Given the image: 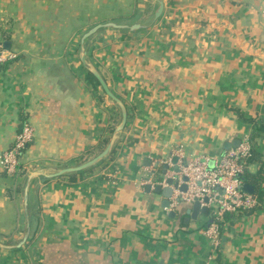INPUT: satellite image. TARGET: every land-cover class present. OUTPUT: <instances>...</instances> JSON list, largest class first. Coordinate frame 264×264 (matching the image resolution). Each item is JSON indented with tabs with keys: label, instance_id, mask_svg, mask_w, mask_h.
<instances>
[{
	"label": "crops",
	"instance_id": "0c3cea01",
	"mask_svg": "<svg viewBox=\"0 0 264 264\" xmlns=\"http://www.w3.org/2000/svg\"><path fill=\"white\" fill-rule=\"evenodd\" d=\"M161 3L153 19L156 0H0V42L15 55L0 64V153L31 128L19 171L0 166V264H264V0ZM103 22L142 27L98 29L83 64L80 37ZM89 67L125 109L118 133V105ZM252 130L246 172L261 178L243 183L261 195L223 219L212 250L208 213L163 207L152 187L174 150L211 167ZM104 137L101 162L52 175Z\"/></svg>",
	"mask_w": 264,
	"mask_h": 264
},
{
	"label": "built area",
	"instance_id": "2783aa9c",
	"mask_svg": "<svg viewBox=\"0 0 264 264\" xmlns=\"http://www.w3.org/2000/svg\"><path fill=\"white\" fill-rule=\"evenodd\" d=\"M13 52L4 49L0 42V64L13 58ZM31 139V128L23 123L15 134L9 148L0 153V166L5 174L12 175L17 170L19 150ZM176 155L177 172L166 170L163 176L155 182L159 186H166V179L171 178L170 204L183 201L191 203L198 201L200 206L207 207L208 220L202 229L203 235L208 239L211 249L216 250L220 242V226L226 214L238 210H249L257 205V199L253 193H247L241 189L243 184L242 173L247 167L245 160L250 156V144L247 138L229 150H226L218 162L208 166L206 159L184 160L180 150L172 152ZM179 157V158H178ZM169 163V162H168ZM181 176H185L183 181ZM151 187L153 182L145 179ZM185 184L186 189L180 191L178 186ZM206 198V202L203 199ZM200 264H207L206 261Z\"/></svg>",
	"mask_w": 264,
	"mask_h": 264
},
{
	"label": "water",
	"instance_id": "95a60500",
	"mask_svg": "<svg viewBox=\"0 0 264 264\" xmlns=\"http://www.w3.org/2000/svg\"><path fill=\"white\" fill-rule=\"evenodd\" d=\"M157 2V6L155 7L154 11H153V19L157 18L161 12V7H162V3L161 0H156ZM142 27V25L138 24V23H132V24H116L113 22H103V23H97L93 26H91L90 28H88L85 32L82 33L81 37H80V49H79V60L84 64L85 59H84V55H85V49L83 47V42L86 38H88L91 34H93L94 32H96L98 29L100 28H114V29H126L129 31H133L136 30L138 28ZM8 45L9 42L4 40L2 42V46L4 47V49H8ZM89 72L91 73V75L96 79V81L98 82L100 88L103 90V92L109 97L111 98L113 101H115L118 105L119 111H120V118L118 123L116 124V126L113 129L114 133H118L121 131L124 122H125V117H126V112L125 109L123 107V105L121 104V102L109 91L107 85L105 84L104 80L102 79V77L100 76V74L92 67H89ZM111 144H112V140H110L109 142H107V144L104 146V148L99 151L97 154H95L94 156H92L91 158L76 164L74 166H68V167H64L59 169L57 172L53 173L52 175H60L63 173H68V172H77V171H81L85 168H88L94 164H96L97 162H99L104 156L107 155V153L109 152L110 148H111ZM170 162L172 163V168L171 170L175 173L178 171V168L176 166V162H177V157L176 156H172L170 158ZM210 166V163H209ZM168 169L166 164H162L161 167V173L164 174L166 172V170ZM155 170L154 168L150 171L149 175L154 174ZM147 178H144V180ZM181 179L183 181L186 180L185 176H181ZM166 186H159L157 184H155L152 189L156 192H161V194L163 195L164 199L162 202V206L163 207H167L168 206V197L170 196L171 193V189L169 187V185L172 182L171 178H167L166 179ZM150 187V185L147 183L145 185V188L148 190ZM26 189H24V193H23V198H24V204L26 203V196H27V192ZM178 189L180 191H184L186 189L185 184H180L178 186ZM241 189L247 193H253V188L251 185L247 184V183H243L241 186ZM203 202H206V198L203 199ZM200 211L202 213H207V207L206 206H200L198 201H193L192 202V206L190 208V211H195L197 213V211ZM28 235V229L26 226V230L23 232V235L21 237V239L18 241V243L16 245H11L8 247H19L27 238ZM0 246H2L0 244Z\"/></svg>",
	"mask_w": 264,
	"mask_h": 264
},
{
	"label": "trees",
	"instance_id": "16d2710c",
	"mask_svg": "<svg viewBox=\"0 0 264 264\" xmlns=\"http://www.w3.org/2000/svg\"><path fill=\"white\" fill-rule=\"evenodd\" d=\"M89 79L94 83V84H97V81H96V79L89 73ZM21 128V127H20ZM256 130V129H255ZM255 130H252L251 131V133H250V135H249V137L247 138V140H248V142H249V144H250V140H251V138L254 136V134H255ZM108 141V137H104L102 140H101V142H100V146L101 147H103L105 144H106V142ZM28 144V143H27ZM25 147H26V145L25 146H23L20 150H19V153H18V159H19V157H20V155L22 154V152H23V150L25 149ZM252 159V149H251V144H250V156L245 160V164H248L249 163V161ZM101 162V161H100ZM20 168V164H19V160H18V164H17V167H16V171H15V173H17ZM3 172V171H2ZM242 178H243V182H244V180L245 179H249L250 180V178L252 179V180H254V179H257V180H260V178H261V176H260V170H258V171H256L255 172V174H248L247 172H246V168H244V171H243V173H242ZM260 195H261V191H259L258 193H257V195H255V197H256V199L258 200V198H260ZM249 210H251V209H249ZM239 211H241V210H238V212ZM245 211H248V210H245ZM230 214V213H229ZM228 214H226L225 216H224V218L225 219H227L228 218ZM223 218V219H224Z\"/></svg>",
	"mask_w": 264,
	"mask_h": 264
}]
</instances>
